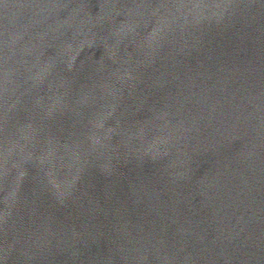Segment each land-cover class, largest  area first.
Returning a JSON list of instances; mask_svg holds the SVG:
<instances>
[{"label": "water", "instance_id": "obj_1", "mask_svg": "<svg viewBox=\"0 0 264 264\" xmlns=\"http://www.w3.org/2000/svg\"><path fill=\"white\" fill-rule=\"evenodd\" d=\"M0 264H264V0H0Z\"/></svg>", "mask_w": 264, "mask_h": 264}]
</instances>
